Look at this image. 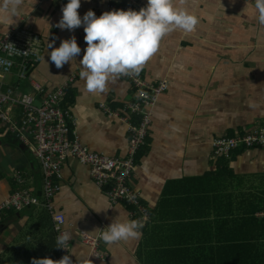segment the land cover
I'll use <instances>...</instances> for the list:
<instances>
[{
    "label": "crops",
    "instance_id": "obj_1",
    "mask_svg": "<svg viewBox=\"0 0 264 264\" xmlns=\"http://www.w3.org/2000/svg\"><path fill=\"white\" fill-rule=\"evenodd\" d=\"M127 1L81 0L78 11L81 17L90 9L99 16L123 9ZM139 1L146 6L147 0ZM175 2L194 12L199 23L191 33L167 34L141 70L151 83L169 82V90L159 96L153 110L148 142L137 154L131 179L150 212L149 221L138 239L112 245L101 242L98 250L108 253L106 260L95 255L80 234L96 236L119 215V209L120 219H134L132 207L112 203L93 181L90 168L70 156L63 164L62 189L54 203L66 216L72 236L69 254L78 262L146 264L141 256L157 252V264H264V148H241L230 158H216L212 146L216 138L264 123V26L257 21L253 0ZM3 3L0 0V6ZM66 3L21 0L18 17L0 21V37L19 26L40 33L46 46L32 78L47 90H55L76 77L63 104L71 110L77 137L92 150L125 158L130 125H138L140 116L125 119L124 111L137 96L122 76L110 78L103 93L85 90L79 76L87 46L84 28L70 31L56 26ZM72 36L81 53L57 69L48 56L53 49L47 50V45L55 41L53 48L59 47ZM2 79L18 85L25 97L35 93L32 81L19 80L16 72ZM110 112L114 115L109 116ZM19 174L23 183L16 179ZM43 179L40 159L33 150L0 126V203L26 188L42 204ZM42 206L2 212L0 264L9 258L11 264L53 259L57 250L62 255L57 233L50 230L53 217ZM103 207L113 208L93 209Z\"/></svg>",
    "mask_w": 264,
    "mask_h": 264
},
{
    "label": "built area",
    "instance_id": "obj_2",
    "mask_svg": "<svg viewBox=\"0 0 264 264\" xmlns=\"http://www.w3.org/2000/svg\"><path fill=\"white\" fill-rule=\"evenodd\" d=\"M144 7L139 0H128L125 10ZM111 8H114L111 5ZM43 36L35 30L19 26L7 31L0 37V73L3 76L16 72L19 80H31L35 93L24 96L19 92L18 85L8 84L4 77L0 78V126L18 138L25 146L31 148L40 159L44 171V202L52 215L54 228L58 238L67 237L65 255L69 254L72 236L66 228L67 219L62 212H57L54 198L61 191L62 168L70 157L76 158L80 164L88 166L94 182L104 188L105 194L112 203L125 202L134 207L130 214L134 219L149 221L150 214L142 204L140 193L131 185V179L136 169V156L139 150L147 145L153 110L159 96L169 89V82L158 83L147 81L143 73L132 76H122L131 82L137 96V101L129 103L124 111L125 119L139 115L138 125L131 124L132 133L128 155L125 158L113 157L109 154L95 151L84 145L77 137L73 125L72 113L64 107L68 89L75 83L76 77L69 78L55 90H47L40 82L32 78L31 72L36 68L45 50ZM110 116L114 113L110 112ZM214 156L230 158L238 149L264 148V123L254 128L216 138L213 141ZM17 181L23 183L21 174ZM41 200L31 189H20L0 203V215L4 210L22 211L31 206H42ZM81 241L93 249V253L106 260L108 253L98 250L103 242L98 235L86 232L80 234Z\"/></svg>",
    "mask_w": 264,
    "mask_h": 264
},
{
    "label": "clouds",
    "instance_id": "obj_3",
    "mask_svg": "<svg viewBox=\"0 0 264 264\" xmlns=\"http://www.w3.org/2000/svg\"><path fill=\"white\" fill-rule=\"evenodd\" d=\"M126 4L121 7H125ZM20 5L21 0H4L3 5L0 6V21H13V16L19 15ZM80 6L81 0H67L62 7V17L56 26L70 31L81 26L84 28V41L87 46L79 62L82 69L79 76L89 93L105 92L110 78L139 74L159 50L160 43L167 34L177 30L191 33L199 23L194 12L178 6L175 0H147L146 6L142 8L104 11L99 16L90 9L81 17L78 11ZM253 6L258 23L264 26V0H253ZM54 43L55 41L48 43L47 50L53 49L48 52V56L57 69L72 62L81 53V47L75 36L64 39L59 47L53 48ZM101 189L105 192L104 188ZM112 208L93 209L100 212ZM115 209H119V206ZM120 216L119 209V215L112 223L96 232L104 243L112 245L120 241L138 239L142 235L144 227L142 220L120 219ZM66 240L65 236L59 237L57 248L67 249ZM62 255L63 258L59 261L72 264L71 257L64 256L63 252ZM56 262L50 257L32 260V264H56Z\"/></svg>",
    "mask_w": 264,
    "mask_h": 264
},
{
    "label": "trees",
    "instance_id": "obj_4",
    "mask_svg": "<svg viewBox=\"0 0 264 264\" xmlns=\"http://www.w3.org/2000/svg\"><path fill=\"white\" fill-rule=\"evenodd\" d=\"M131 209L133 210L135 208L132 207ZM148 213H150L149 210H148ZM50 230H53V226L50 227ZM13 257H15V256H13ZM158 257H159V254L157 252H153V253L152 252H147L146 254L141 256V258L145 259L146 264H157V263H155V261L159 259ZM62 258L63 257H62V255L60 254V252L58 250L56 252H54V254H53L54 261H57V262H60V264H63V261H59ZM153 259H155V260L153 261ZM11 261H12V259L9 258V260L6 259V260L2 261V264H11Z\"/></svg>",
    "mask_w": 264,
    "mask_h": 264
},
{
    "label": "rangeland",
    "instance_id": "obj_5",
    "mask_svg": "<svg viewBox=\"0 0 264 264\" xmlns=\"http://www.w3.org/2000/svg\"><path fill=\"white\" fill-rule=\"evenodd\" d=\"M0 76H3V74L2 73H0ZM7 80H11L9 77H7ZM110 116V115H109Z\"/></svg>",
    "mask_w": 264,
    "mask_h": 264
},
{
    "label": "bare ground",
    "instance_id": "obj_6",
    "mask_svg": "<svg viewBox=\"0 0 264 264\" xmlns=\"http://www.w3.org/2000/svg\"><path fill=\"white\" fill-rule=\"evenodd\" d=\"M142 4V3H141ZM143 6H145L144 4H142Z\"/></svg>",
    "mask_w": 264,
    "mask_h": 264
}]
</instances>
